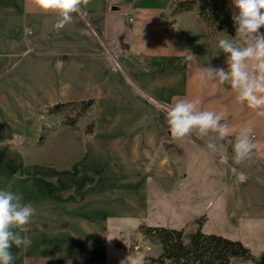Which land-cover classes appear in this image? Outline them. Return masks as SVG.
<instances>
[{
    "label": "crops",
    "instance_id": "obj_1",
    "mask_svg": "<svg viewBox=\"0 0 264 264\" xmlns=\"http://www.w3.org/2000/svg\"><path fill=\"white\" fill-rule=\"evenodd\" d=\"M106 1L90 0L81 13L73 14L72 23L56 30L58 13L40 11L33 0H0V51L26 47L33 37L16 39L12 33L24 23L37 36L51 34L56 52L69 56L61 64L27 57L13 75L0 80V134L16 128L29 138L35 135L33 111L39 104L49 103L52 108L92 101L89 108L99 107L100 114L85 128L86 133L95 132L86 156L73 174L60 173L62 182H77L78 190L82 181L98 179L99 194L86 201L91 205L84 209L88 216L103 221L107 214H146L157 203L167 223L175 220L171 227H163L186 229L192 222L195 230L196 218L206 214L205 233L239 240L250 248V256L234 258L231 264H264V108L237 103L229 83L201 79L209 62L216 68L227 65L225 57L214 56L216 45H204L198 12H173L176 0H147L140 3L147 8L130 23L134 15L109 13ZM228 2L236 11L232 0ZM104 48L120 56L121 61H116L122 66L120 72L111 60L115 54H105ZM181 99H198L201 110L226 111L222 123L235 132L252 127L256 147L250 159L236 163L226 139L216 141L215 152L206 147L208 137L193 133L173 139L159 111L165 113ZM24 113L33 116L25 121ZM178 141L187 148L180 146L183 155L163 150ZM18 161L6 156L2 164ZM22 187L19 183V193ZM95 222L82 223L76 227L79 231L74 227L68 235L71 245L64 250L57 244L51 254L85 258L78 264L100 263L91 260L106 252L93 240ZM24 260V264H58L42 257Z\"/></svg>",
    "mask_w": 264,
    "mask_h": 264
},
{
    "label": "rangeland",
    "instance_id": "obj_2",
    "mask_svg": "<svg viewBox=\"0 0 264 264\" xmlns=\"http://www.w3.org/2000/svg\"><path fill=\"white\" fill-rule=\"evenodd\" d=\"M146 1H126L128 2L127 10L117 13L134 15L135 17L129 19V22L132 23L136 16L147 8L142 6L145 5L144 2ZM136 3L137 5H135ZM110 5L118 8L123 6L121 0H111ZM202 27L204 28V45L207 43V45L214 47L217 46L220 38L234 36L213 33L205 23ZM26 28L31 30L30 35L25 34ZM34 31L32 27L23 23L12 32L15 34L16 39H27L30 36L33 38L27 42L25 48L8 47L3 52L0 51L1 81L13 75L20 63L27 57L40 61H47L51 58L57 64H61L67 60L66 57H69L63 52H56L58 51V45L55 39H51V34L45 36L43 32L42 36H37ZM103 50L105 54L111 57L115 54L106 48ZM218 56L219 59L225 57L219 50ZM111 60L114 69L120 72L122 66L120 67L116 62L121 61L120 56L116 53ZM5 86L8 89L11 83L7 81ZM50 109L49 103L39 104L34 109V120L37 129L35 135L31 138L26 132L16 128H13L8 135L0 134V189L11 185V190L18 192V185L22 183L23 187L20 193L23 195V202H31L35 208L30 223L24 226L26 232L22 233V235H27L32 239V244L28 248H17L13 245L10 249L15 257L13 264H24L26 258L40 257L50 258L53 263L58 264L80 263L79 261L85 260V258H67L58 255L56 252L51 254L52 247L59 244V247H63L65 250L71 245L68 235L74 230V227L76 228L85 222L93 223L95 221L96 224L93 225L92 229L95 237L93 240L101 244L106 252L91 258V260H100L98 264H151L150 258L159 257L162 253V247L159 240L155 236L146 235L141 226L169 224L171 227L175 224V220L167 223L166 217H164L165 213L159 214L162 209L156 202H154L155 205L149 206L146 214H107L106 219L103 221L88 216L84 209L91 205L87 204L86 201L95 194H99L98 179L82 181V185L78 190L77 182H62L60 173L73 174L75 166L85 158L87 143L95 135V132L86 133L85 128L94 120H98L100 109L95 106L87 109L77 117V122L74 125L66 123L69 118H76L79 109L66 108L60 112H52ZM159 113L165 115L161 110ZM24 115L25 121L33 116L32 113H24ZM226 143L233 152L234 138H227ZM180 146L185 148L186 151L185 144L180 141L177 145L167 144L163 150L165 152L175 151L178 156H181L184 150H181ZM161 154L163 152L157 155ZM6 156L10 158L16 156L19 161L17 164L3 166L2 161ZM171 209L170 214H173L174 207ZM169 210L168 208L167 211L169 212ZM157 216L161 217L157 218ZM194 228L195 225L192 222L187 223L186 230L188 232L194 230ZM222 231L226 233V230ZM56 233L60 235L57 236Z\"/></svg>",
    "mask_w": 264,
    "mask_h": 264
},
{
    "label": "clouds",
    "instance_id": "obj_3",
    "mask_svg": "<svg viewBox=\"0 0 264 264\" xmlns=\"http://www.w3.org/2000/svg\"><path fill=\"white\" fill-rule=\"evenodd\" d=\"M89 3L90 0H33L40 11L58 13L59 18L54 24L56 30L72 23L73 14L81 13ZM232 4L236 10L231 17L235 35L217 42L227 67H212L209 62L200 76L207 81H218L220 85L229 83L237 103L261 109L264 108V31H261L264 28V0H232ZM30 32L25 29L26 35ZM226 116L223 110H201L198 99L177 100L165 111L173 139L180 140L193 133L201 139L208 137L206 147L213 152L217 151V140H225L235 132L227 123H222ZM253 139L254 130L250 126L235 132L233 159L236 163L250 159L256 147ZM34 212L32 203L23 202V195L12 191L11 185L0 189V264H13L15 257L10 250L13 245L17 248L31 246L32 239L22 233L26 232L24 226L30 223Z\"/></svg>",
    "mask_w": 264,
    "mask_h": 264
},
{
    "label": "trees",
    "instance_id": "obj_4",
    "mask_svg": "<svg viewBox=\"0 0 264 264\" xmlns=\"http://www.w3.org/2000/svg\"><path fill=\"white\" fill-rule=\"evenodd\" d=\"M120 8L111 6V0L106 1L107 12H124L128 2L121 0ZM126 6V8H124ZM115 8V9H113ZM173 12L196 11L200 20L213 33L235 35L233 12L228 0H176ZM92 101L60 103L53 106L52 112H60L66 108L78 110L76 118H69L66 124H76L77 117L83 114ZM92 125L87 131H92ZM207 215L202 214L195 220L196 229L188 232L185 228L174 229L163 226H141L146 235L155 236L162 247V253L157 258H150L151 264H231L232 259L248 257L251 250L239 240H234L214 233H205L203 226Z\"/></svg>",
    "mask_w": 264,
    "mask_h": 264
},
{
    "label": "bare ground",
    "instance_id": "obj_5",
    "mask_svg": "<svg viewBox=\"0 0 264 264\" xmlns=\"http://www.w3.org/2000/svg\"><path fill=\"white\" fill-rule=\"evenodd\" d=\"M115 192V191H114ZM127 196H129V195H127ZM127 198H129V197H127Z\"/></svg>",
    "mask_w": 264,
    "mask_h": 264
},
{
    "label": "water",
    "instance_id": "obj_6",
    "mask_svg": "<svg viewBox=\"0 0 264 264\" xmlns=\"http://www.w3.org/2000/svg\"><path fill=\"white\" fill-rule=\"evenodd\" d=\"M113 9H115V8H113Z\"/></svg>",
    "mask_w": 264,
    "mask_h": 264
}]
</instances>
